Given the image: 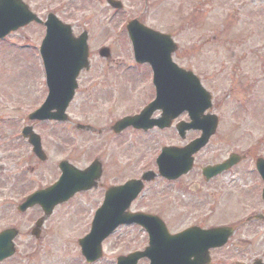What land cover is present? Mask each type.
<instances>
[{
	"label": "rangeland",
	"instance_id": "374dc122",
	"mask_svg": "<svg viewBox=\"0 0 264 264\" xmlns=\"http://www.w3.org/2000/svg\"><path fill=\"white\" fill-rule=\"evenodd\" d=\"M41 1L47 4L50 12L54 11L63 22L71 25L75 34L83 29L90 33L88 42L92 68L89 74L93 75L92 87L96 83L107 82L111 74L126 72L122 63L132 65L131 51L122 39L123 29L130 19L142 17L150 28L170 33L178 45L173 59L181 67L201 76L214 96L213 100L221 105L220 109L215 107L213 111L220 115L217 134L209 146L196 156L207 157L200 166L214 162L211 157H229L237 153L247 157L246 166L239 169L243 171L254 167L253 157L264 158V0H249V6L245 7L252 17L249 22L244 9L238 13L243 19L230 15V10L234 8L233 0L224 4L220 0H206L207 6H204L206 1L201 0H149L147 7L144 0H117L124 5L119 12L111 9L106 0ZM35 38H32V43ZM7 45L0 44V116L3 118L0 135H6V139H0V157H31L26 145L10 140L14 132L10 123L17 122V130L20 121L26 119L44 96L41 62ZM103 45L111 48L108 62L98 54ZM245 56L247 59L243 61ZM110 77L112 80L108 83H112L114 91L125 89V81H118L113 75ZM134 85L131 94L136 100L138 83ZM118 94L96 90L91 99L78 95L70 106L69 122L91 125L96 129L95 134L78 132L72 124L36 126L34 130L43 137L49 164L58 162L62 157H77L74 164L83 169L94 157H102L100 160L109 167L112 184L138 176L136 166L140 157H156L165 144L163 141L170 139L172 133L153 134L152 140L150 135L128 130L121 137L110 138V127L123 116L134 114L139 107L135 102L127 103V106L118 103ZM243 100L248 101L246 111L242 106ZM197 135L193 133L191 137ZM115 160L127 161L129 168L126 172H115ZM251 175L240 172L236 187H253ZM47 179L50 181V176ZM103 192L97 189L81 193L57 207L44 223L38 239L32 236V231L36 221L43 216L39 208L22 216L15 215L11 221L0 222V229L8 226L19 229L15 240L16 254L2 264H86L77 243L90 231L93 211L103 201ZM17 195L15 199L21 194ZM149 195L153 193L149 192ZM147 196L137 204L144 202V208L154 211L155 203L147 201ZM255 210L262 211V207ZM240 212L245 214L249 211L241 207ZM172 227L177 230L181 225L173 220ZM247 236L255 241V255L261 258L264 255L263 226L257 224L254 232ZM147 240L142 231L123 228L103 242V257L95 264H116L119 256L143 250ZM139 264L149 263L143 260Z\"/></svg>",
	"mask_w": 264,
	"mask_h": 264
},
{
	"label": "flooded vegetation",
	"instance_id": "af4514ba",
	"mask_svg": "<svg viewBox=\"0 0 264 264\" xmlns=\"http://www.w3.org/2000/svg\"><path fill=\"white\" fill-rule=\"evenodd\" d=\"M15 2V0H0V13L3 8L10 9V13L13 12V15H18L21 18H18L19 21H22L23 16L25 15L24 11L30 12L36 18L32 20L27 25L20 26L18 30L10 33L7 38L3 41H0V44H8L7 46L16 49L18 52H26L33 57V59L39 60L42 64L45 61V58L42 55L41 47L45 40H47V20L50 14H53L54 11L48 9L47 4L45 5L43 1H34V0H21ZM206 1V0H201ZM208 1V0H207ZM207 1L204 6H207ZM39 2H42L39 4ZM224 2H229V0H220L221 4ZM234 8L230 10V15L233 17H240L238 14L240 11H245L247 15V20L252 21L250 11L245 10V7L249 6V0H233ZM235 6L237 8L235 9ZM56 11V10H55ZM9 13V14H10ZM32 17V15H31ZM240 19H243L240 17ZM140 21L147 26L144 18L140 17ZM190 24V22H188ZM149 27V26H148ZM151 29L156 30L151 27ZM73 27V36L79 37L86 29L80 31V33L75 34ZM158 31V30H156ZM160 32V31H159ZM88 33V41H90V33ZM173 37L170 33L162 32ZM34 34V36H32ZM122 39H124L127 47L130 44L127 33H123ZM37 35V38L35 36ZM32 38H35V42L32 43ZM174 39V38H173ZM175 41V40H174ZM240 43V42H238ZM176 52L172 55L174 58ZM247 57H243V61H246ZM133 59L131 58V61ZM175 63L176 60L173 59ZM240 60L238 61V63ZM178 64V63H177ZM108 66L111 65L108 63ZM124 65V64H123ZM135 65L139 68V72H135ZM132 66L134 71L127 69L126 72L122 74H111L113 78L118 81H125V89L114 91L112 88L111 75L108 76L106 80L101 83H96L94 87L91 86L93 75L87 73H80V76L77 80V90L75 91L74 100L71 103L73 105L74 101L77 99L78 95H83L84 97L91 99V95L94 94V91L98 90L104 93L118 94L119 99L118 103L127 106V103H137L139 104L138 110L131 115L125 116H134L141 113L144 109L148 108L152 102L157 99L158 89L155 84V74L152 70V67L149 64H135ZM179 65V64H178ZM180 66V65H179ZM181 67V66H180ZM187 71H190L189 68L182 67ZM132 72V73H130ZM198 75V74H197ZM58 80H70L69 75L58 74L56 75ZM176 74L170 73L167 76L163 75V80H174L176 79ZM182 76V75H178ZM44 79V93H48L49 87L46 84L47 74L43 73ZM201 83L206 87L205 82L202 80L201 76L198 78ZM134 83H138L136 89V100H134L133 90L135 88ZM73 83H62L60 86V91L62 93L71 92V87ZM96 89V90H94ZM207 89V88H206ZM94 90V91H93ZM172 92V91H171ZM121 94V96H120ZM212 94V93H211ZM190 95L188 92H185V96ZM187 96V97H188ZM214 96L212 95V100ZM190 100V98H189ZM188 100V101H189ZM95 101V99H94ZM162 102V101H161ZM175 100L172 101V112L173 114L165 117L163 115V108L159 106L160 102L158 101L155 105V110L147 113L141 118L142 125H155L153 128L145 131L143 129L137 130L135 127H129L121 134H113L110 138H118L123 136L128 130H132L134 133H141L142 135H150L153 140V134L171 132L170 139H166L163 142L166 146H182L185 147L191 142V131L184 132V136H181L179 133L180 128L187 127L191 122V114L188 108L186 107V98L183 99L182 104L175 105ZM116 102H114L115 104ZM213 107L220 109V103H216L213 100ZM177 115V116H175ZM124 116V117H125ZM170 123L168 128H160V122ZM156 122V123H154ZM17 122H11L10 125L13 126V133L10 136L12 142L20 141V143L27 146L28 151L31 152L32 148L29 144H26L22 139L17 138V134L25 126L33 125L34 128L40 124V122H33L32 124H24L22 127L17 126ZM69 124L75 126L72 122ZM115 124V123H114ZM113 124V125H114ZM112 125V126H113ZM112 126L110 128H112ZM19 129V130H18ZM21 132V131H20ZM89 134H95V128L89 132ZM0 139H6V135H0ZM76 146V145H75ZM78 148V146H76ZM0 157V222L11 221L14 218L15 209V196H18L17 193L21 194L18 198L25 195L26 193H31L33 187L39 189H46L52 184L54 185L63 175L62 164L65 165V162L69 163L73 167L78 168L74 161L77 157H62L58 162L49 164L48 161L50 158L46 157V160L40 161L38 157ZM102 157H94L92 162L98 160L101 162L102 174L101 178L97 182V186L93 190H103V199L111 193L113 187H119L127 183L130 180L141 179L146 173L151 172L150 181L145 182L144 190L138 199L132 202L130 207V213H141L149 216H155L161 220L167 227L168 231L172 234L182 232L191 227H200L204 230H210L215 228H222L226 231L224 232V237H229L228 242L222 246L215 249H211V264H264V255L260 256L261 258L256 257L254 251L255 241L247 236L249 233L254 232L257 224L263 226L264 230V178L262 173L257 169L258 160H264L263 157H253L255 161V170H245L239 171V169L244 168L246 165L247 157H239L240 162L235 164L228 170H225L216 176L208 178L204 173L207 167L222 165L224 162H227L231 157H211L214 162H210L200 166L202 160L207 157H193L194 164L190 171H186L187 164L191 157H164L165 159L172 160L175 163V171L172 173V178L164 177L160 174L159 171V159L158 155L156 157H140L139 163L137 164V172L139 173L137 177L125 180L122 183H111L109 167L103 163L100 159ZM115 172H126L129 168L127 161L121 162V160H115ZM91 162V163H92ZM87 168V167H86ZM80 169V168H78ZM85 168H83L84 170ZM242 172L252 173L254 186L251 188H237V176ZM50 176V181L47 177ZM240 181V179H239ZM258 188V189H257ZM23 191V193H21ZM151 192L153 195L147 196ZM146 197L147 201L153 200L155 203L154 211H149L146 207L144 208V202L137 204L140 200ZM225 203V204H224ZM224 204V209L222 205ZM241 207L247 209L248 213L241 214ZM256 207H262V211L256 212ZM157 208V210H155ZM222 208V209H221ZM214 218H217L214 220ZM173 220L177 225H181L177 230L172 229ZM172 222V223H171ZM132 227L142 231L145 230L141 226L131 224L121 226L115 234L123 229ZM11 228L8 226L2 230ZM221 238V237H220ZM219 238V239H220Z\"/></svg>",
	"mask_w": 264,
	"mask_h": 264
},
{
	"label": "water",
	"instance_id": "95a60500",
	"mask_svg": "<svg viewBox=\"0 0 264 264\" xmlns=\"http://www.w3.org/2000/svg\"><path fill=\"white\" fill-rule=\"evenodd\" d=\"M108 3L112 7L117 8V9L122 7L121 3L115 0H108ZM137 26H138V22L134 21L128 26L129 28L128 30H130L131 32V36L133 38L132 40L134 42V46H135L136 54L138 58H141L144 60L151 59L153 66H155V68H157L156 65L160 66V59L163 60V58H166V57L168 59H171L170 58L171 54L176 51L177 46L173 43L172 40H170L169 36H163V35L161 36L160 34H156L157 37H159V39H163L164 41L169 40L168 41L169 43L167 42V45L165 47H164L165 45L164 41L162 40L161 41L155 40V42L152 45L149 44L146 46V44L143 45L139 43L137 40H135L137 39V33H138L136 30ZM78 43H81V45L79 46L81 47V49L80 48L79 49L80 50L83 49V52L82 53L80 52L79 54V63H78L79 69H82L84 66L87 65V46H86L84 39H81V41H79ZM109 51L110 49L104 48L99 52L102 57L109 58L111 56ZM177 89L182 90L183 87L179 86L177 87ZM193 95H195L194 92H192L191 94L192 100H193ZM52 100H55V97L52 96ZM193 113H195L194 109L192 110V116H193V119H195V121H198V119L200 118L202 114H200V112L197 113L196 114L197 118H196L194 117ZM38 114H42V115L45 114V108L43 107V109ZM41 118H45V117H41ZM62 118L64 120L67 119L66 116ZM136 119L137 118H126L125 120L117 123L114 127V130L119 132L125 129L126 127L130 126V124H135L134 122L136 121ZM85 128L89 129L88 127H85ZM216 129H217V121H216V118L213 117L212 123L209 125V127L207 126L205 129H203L204 131H203L202 137L199 140L192 142L191 146H189L187 149L182 150L180 153L182 155L179 157H192L195 153H197L199 150H201L204 146L207 145V143L209 142V139L215 133ZM32 137L34 136L32 135ZM32 143L35 145L34 151L38 154V156L40 158L45 157L44 155H42L43 152L40 150L41 146L39 144L38 138H36ZM177 153H179V150H174L170 148L164 149L160 157H178ZM232 157H238V156L233 155ZM93 167H91L89 170L81 172L80 179L74 180L75 182L70 183L67 187H65L63 184L61 185L58 184L56 187L53 188V190L51 189L47 192H41L39 194L33 195L29 199L28 203L23 206V210H25L26 208L32 205L34 206L35 204H40L45 210L46 216L43 219L39 220V222L36 224L37 227L34 233L36 234V236L39 235L40 228L42 227V224H44L45 219L51 215V213L54 211V208L57 205L63 203L64 201H68L77 192L91 190L94 187V184H95L94 182L99 179L100 175H92ZM224 168H226V166L221 167L220 170ZM147 176H150V174H147L145 178H148ZM127 186H128L127 188L126 187L122 188L124 189V191L127 190V193L125 192L127 196V203L124 205L122 209L124 211L128 209L129 204L134 200V198H136V196L141 191V187H142L140 182H135V181L129 183ZM107 209L108 208L104 206L103 208L98 210L96 219L93 223L92 231L86 238L82 239L79 243L82 247L83 255L86 257V259L90 263H93L99 260V258H101L102 256V243L101 242H103L112 233V231L115 230V228H117L120 224L132 223L133 222L132 219H135L134 218L135 216L129 217L123 214V217L119 215L118 218L109 220ZM17 234L18 232L16 230H10L0 235V261H2L3 258L5 259L6 257L14 255L15 249L13 247L14 246L13 239L17 236ZM222 244H224V242L216 246H220ZM155 248L156 246L153 247V249ZM151 250L152 248H149L147 249L146 253L144 254L142 253L141 255H139V253L138 254L136 253L126 258L121 257L118 260L119 264H135L139 256H145L149 254L151 256L152 255ZM186 258H187L186 264H207L209 262V259H208L209 254L207 252V249H205L204 251L198 249L195 252V254L192 253L191 255L186 256ZM184 263H185V260L180 259L179 261H176L172 264H184Z\"/></svg>",
	"mask_w": 264,
	"mask_h": 264
}]
</instances>
